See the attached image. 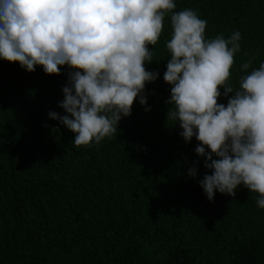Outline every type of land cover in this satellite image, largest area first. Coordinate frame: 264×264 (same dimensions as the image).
Here are the masks:
<instances>
[{"label": "trees", "instance_id": "1", "mask_svg": "<svg viewBox=\"0 0 264 264\" xmlns=\"http://www.w3.org/2000/svg\"><path fill=\"white\" fill-rule=\"evenodd\" d=\"M174 3L173 12L192 9L207 21L208 40L239 31L230 78L239 90L264 63V0ZM173 31L166 13L160 40L148 46L145 68L159 75L145 85L147 104L137 97L99 145L76 147L75 133L49 116L67 115L59 104L73 69L29 72L0 58V264H264L259 194L240 185L234 197L217 191L209 201L199 181L212 172L196 154L200 142H186L168 121ZM220 91L227 106L234 94Z\"/></svg>", "mask_w": 264, "mask_h": 264}, {"label": "clouds", "instance_id": "2", "mask_svg": "<svg viewBox=\"0 0 264 264\" xmlns=\"http://www.w3.org/2000/svg\"><path fill=\"white\" fill-rule=\"evenodd\" d=\"M175 8L174 0H0V58L29 72L37 65L49 75L65 65L73 69L59 104L67 115L49 116L75 133L76 147L99 145L132 114L137 97L147 104L145 85L159 75L145 68L154 55L148 46L158 43L171 13L168 121L178 122L186 142H200L196 154L212 172L199 181L209 201L217 191L234 197L243 185L259 194L256 203L264 209V63L234 90L239 31L208 40L206 20ZM221 88L226 97L234 94L227 106L218 103ZM189 176H197L195 166Z\"/></svg>", "mask_w": 264, "mask_h": 264}]
</instances>
